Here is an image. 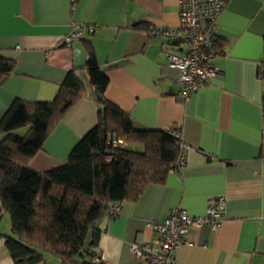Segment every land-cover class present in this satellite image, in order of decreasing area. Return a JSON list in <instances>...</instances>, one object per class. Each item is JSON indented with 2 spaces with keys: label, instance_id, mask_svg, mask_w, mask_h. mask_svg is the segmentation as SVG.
Listing matches in <instances>:
<instances>
[{
  "label": "crops",
  "instance_id": "crops-1",
  "mask_svg": "<svg viewBox=\"0 0 264 264\" xmlns=\"http://www.w3.org/2000/svg\"><path fill=\"white\" fill-rule=\"evenodd\" d=\"M73 24L81 38L68 46ZM179 24L180 0H0V57L15 61L0 83V121L16 99L53 101L77 70L85 95L30 162L39 173L65 164L98 120L83 71L88 43L109 78L107 99L139 129L179 130L188 147L184 165L163 185H149L137 200L121 203L118 217L100 222L102 262L145 264L132 246L153 240L148 222L164 220L174 208L203 216L212 200L224 197L222 226L191 230L174 253L177 263L264 264V0L229 1L218 19L222 49L214 65L221 74L184 101L175 97L178 71L166 57L171 48L147 33ZM0 232L12 235L1 203ZM0 264H14L4 239ZM38 264L61 261L46 256Z\"/></svg>",
  "mask_w": 264,
  "mask_h": 264
},
{
  "label": "trees",
  "instance_id": "trees-1",
  "mask_svg": "<svg viewBox=\"0 0 264 264\" xmlns=\"http://www.w3.org/2000/svg\"><path fill=\"white\" fill-rule=\"evenodd\" d=\"M143 29H145L142 26ZM90 44V43H89ZM83 69L99 104L97 124L74 147L67 162L45 173L31 160L54 126L85 95L82 76L70 71L51 102L16 99L0 121V203L12 235H3L14 264H38L53 256L61 264H104L96 253L98 225L116 203L137 200L149 185H163L185 155L179 130L139 129L106 97L109 78L86 45ZM216 49L221 54L218 37ZM14 60L0 57V83ZM27 128L24 136L17 130ZM123 145L102 151V138Z\"/></svg>",
  "mask_w": 264,
  "mask_h": 264
},
{
  "label": "built area",
  "instance_id": "built-area-1",
  "mask_svg": "<svg viewBox=\"0 0 264 264\" xmlns=\"http://www.w3.org/2000/svg\"><path fill=\"white\" fill-rule=\"evenodd\" d=\"M78 0H71L75 5ZM230 0H180V24L177 28H149V37H159L169 46L166 52L169 68L178 71L174 83L179 86L175 97L184 101L199 87L216 79L221 70L214 65L219 55L216 49L218 41V19ZM81 38L80 26L73 24L66 44ZM181 138V133L174 134ZM264 138V132H263ZM123 145L122 140L109 139L107 148ZM184 152L188 147L182 145ZM185 163V155L179 160V170ZM176 170V171H177ZM224 197L210 203L203 216H191L186 210L174 208L167 217L159 222H148L153 233V240L143 244H134L132 253L137 260L145 264H178L174 253L184 244L191 230L209 226L217 231L225 221ZM121 213V203L114 204L108 211L109 218H116Z\"/></svg>",
  "mask_w": 264,
  "mask_h": 264
},
{
  "label": "rangeland",
  "instance_id": "rangeland-1",
  "mask_svg": "<svg viewBox=\"0 0 264 264\" xmlns=\"http://www.w3.org/2000/svg\"><path fill=\"white\" fill-rule=\"evenodd\" d=\"M27 132V128H22L16 131V133L18 134V136H24Z\"/></svg>",
  "mask_w": 264,
  "mask_h": 264
},
{
  "label": "water",
  "instance_id": "water-1",
  "mask_svg": "<svg viewBox=\"0 0 264 264\" xmlns=\"http://www.w3.org/2000/svg\"><path fill=\"white\" fill-rule=\"evenodd\" d=\"M107 136L106 134L102 138V151L105 152V144H106Z\"/></svg>",
  "mask_w": 264,
  "mask_h": 264
}]
</instances>
